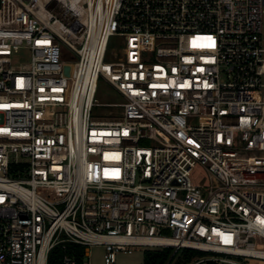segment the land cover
<instances>
[{
	"label": "built area",
	"instance_id": "1",
	"mask_svg": "<svg viewBox=\"0 0 264 264\" xmlns=\"http://www.w3.org/2000/svg\"><path fill=\"white\" fill-rule=\"evenodd\" d=\"M69 243L264 261V0H0V264Z\"/></svg>",
	"mask_w": 264,
	"mask_h": 264
},
{
	"label": "rangeland",
	"instance_id": "2",
	"mask_svg": "<svg viewBox=\"0 0 264 264\" xmlns=\"http://www.w3.org/2000/svg\"><path fill=\"white\" fill-rule=\"evenodd\" d=\"M54 1L51 3L53 6ZM120 39L117 36H112L109 41L108 53H113V48H117ZM27 60V54L20 52L17 55H14L12 61L14 64H18L22 61ZM95 98L100 103H109V102H118L121 100L120 96L113 90L112 87L108 85L104 79L100 78L97 83V89L95 92ZM93 115L100 116L102 112H99L97 109L93 110ZM142 145H150L149 140H142ZM191 179L195 183L206 184L208 183V176L205 169L197 164L192 171ZM149 250L148 248H139V249H127L123 251H118L116 253V264H141L143 262L144 252ZM89 257H85V262H89V264H105L104 256H105V248L100 244H92L88 246ZM180 257H176L174 262L179 260ZM174 264V263H173ZM189 264V263H186ZM258 264H264V261L258 262Z\"/></svg>",
	"mask_w": 264,
	"mask_h": 264
},
{
	"label": "trees",
	"instance_id": "3",
	"mask_svg": "<svg viewBox=\"0 0 264 264\" xmlns=\"http://www.w3.org/2000/svg\"><path fill=\"white\" fill-rule=\"evenodd\" d=\"M65 253H74L77 259V264H82L84 258V246L79 244L69 243L66 249L61 247L53 248L49 255L47 264H63L62 257ZM206 253L195 249L174 250L173 248L149 249L144 252L143 262L141 264H186L192 259L205 255ZM176 257L179 260L174 262Z\"/></svg>",
	"mask_w": 264,
	"mask_h": 264
},
{
	"label": "water",
	"instance_id": "4",
	"mask_svg": "<svg viewBox=\"0 0 264 264\" xmlns=\"http://www.w3.org/2000/svg\"><path fill=\"white\" fill-rule=\"evenodd\" d=\"M64 72H65V74H68L69 73V66L68 65H66L64 67Z\"/></svg>",
	"mask_w": 264,
	"mask_h": 264
},
{
	"label": "snow or ice",
	"instance_id": "5",
	"mask_svg": "<svg viewBox=\"0 0 264 264\" xmlns=\"http://www.w3.org/2000/svg\"><path fill=\"white\" fill-rule=\"evenodd\" d=\"M209 39H211V38L209 37Z\"/></svg>",
	"mask_w": 264,
	"mask_h": 264
}]
</instances>
